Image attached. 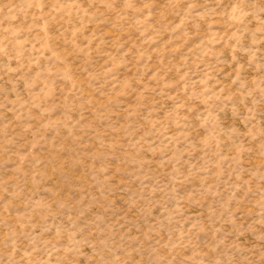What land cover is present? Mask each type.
I'll return each mask as SVG.
<instances>
[{"label":"rangeland","instance_id":"rangeland-1","mask_svg":"<svg viewBox=\"0 0 264 264\" xmlns=\"http://www.w3.org/2000/svg\"><path fill=\"white\" fill-rule=\"evenodd\" d=\"M0 264H264V0H0Z\"/></svg>","mask_w":264,"mask_h":264}]
</instances>
